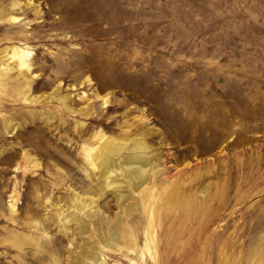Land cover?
<instances>
[{"label":"rangeland","instance_id":"obj_1","mask_svg":"<svg viewBox=\"0 0 264 264\" xmlns=\"http://www.w3.org/2000/svg\"><path fill=\"white\" fill-rule=\"evenodd\" d=\"M100 133L128 141L117 162L147 143V181L100 193ZM222 190L264 195V0H0V264H98L89 244L107 264H209ZM98 217L134 248L103 246Z\"/></svg>","mask_w":264,"mask_h":264},{"label":"bare ground","instance_id":"obj_2","mask_svg":"<svg viewBox=\"0 0 264 264\" xmlns=\"http://www.w3.org/2000/svg\"><path fill=\"white\" fill-rule=\"evenodd\" d=\"M16 18L17 17L12 16V19ZM13 48L14 51L13 54H11V56L13 57L12 63H14L16 66H25L28 68L27 58L30 55L29 51H27L26 49H20L19 47ZM28 72L29 69H27V73ZM65 97L68 98V96ZM80 124L83 125V122H80ZM12 127L15 128L14 124H12ZM97 142L98 145L87 146L85 152L88 165L92 169H98L99 171H101L99 181V189L101 194L104 195L105 191L108 190V188H115L119 183L118 176L122 174H124L127 178L126 182L132 184V186L135 187H139L145 181H147V176H145V168L141 165H135L138 162H142L143 159L148 158L147 155L136 152V149H145L148 147L145 141L136 142L133 146V149H135L133 151L134 153H130L129 155L122 157L120 162H117L116 158L124 149L128 148V141L117 139L111 136H105L100 133L97 137ZM25 156L28 158L27 153H25ZM34 165L37 166L38 164L34 163ZM219 176H221L220 173ZM225 184L226 182L222 185V187ZM224 192L226 193V191L222 190L216 196H213L215 194L212 193L213 195L209 199V264H264V206L261 205V200H264V195L257 202L248 203L247 201H244V204L241 206V199L236 197H230L229 199H227V196ZM244 199L246 200L247 197ZM88 201L92 204L93 202L97 201V198H90L88 199ZM233 204L234 207L231 208L229 212H227L229 207ZM237 204H240V206H237ZM63 212L64 210L60 212L61 215ZM67 212V216L65 217L66 219L62 220V223H58L60 225V228L62 226H68L69 222H72L73 220V222L77 224L80 233L83 234L88 229L87 223L81 218H75V216L72 218V216ZM89 215H91L92 217L96 216L95 212L89 213ZM218 220L223 222L220 225L219 230L216 231L215 229H213V225ZM97 225L100 229L99 235L102 238L101 242H103V246L106 245L105 247L108 246V249L112 250L122 249V247H126L128 250H130L133 247L132 244L127 243L128 237L125 235L122 236V234L118 231L119 228L121 229L120 221H118V223L114 225H111L106 220L98 217ZM101 230L103 231L102 233ZM117 240H119L120 242H117ZM30 243L36 247H40V243L36 239H32ZM83 249H85L86 252H89L92 255V259L95 263L107 264L106 260L103 259L104 256L101 257L98 255V253H93L92 250L95 249L94 244H89V246H86ZM49 256V253L40 257L37 256L38 258H36V262L41 263L43 261H46ZM76 258L78 264H82V262H80V259H78V257Z\"/></svg>","mask_w":264,"mask_h":264}]
</instances>
